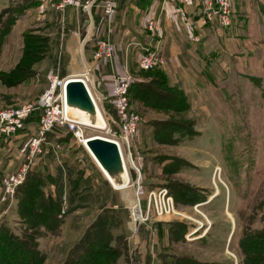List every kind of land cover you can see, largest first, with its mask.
<instances>
[{
	"label": "rangeland",
	"instance_id": "1",
	"mask_svg": "<svg viewBox=\"0 0 264 264\" xmlns=\"http://www.w3.org/2000/svg\"><path fill=\"white\" fill-rule=\"evenodd\" d=\"M9 4L16 6L17 2ZM91 34L90 32L87 39L91 38ZM46 35L48 33L45 28L39 29L36 44L46 45ZM22 45L21 33L17 32L11 39L7 37L0 55V77L1 74L12 72L21 56ZM262 61V57L256 58L254 66L249 62L240 63L233 74L219 81L216 89L213 87L208 102L197 97L190 99L185 91L170 80L171 86L184 92L188 98L189 111L183 114L158 111L145 104L140 97L130 100L132 110L140 119L138 132L129 140L131 162L134 168L137 167V171L131 169L132 183L127 193L110 189V183V188L104 183L94 189L103 190L109 201L117 203L114 209L118 212L119 223L111 244L114 248H119V238L126 244V249L123 251L122 247L120 250L117 264L243 263L241 243L246 233L250 230L264 231ZM39 64L33 67L35 73L44 71ZM165 68L166 66L156 70L165 71ZM72 69L74 70V66H70L68 71L71 72ZM151 70L155 69L137 68L131 76L130 87L133 82L147 83ZM34 79L36 77L15 86L4 85L0 81V110L36 103L43 94V89L39 86L40 82H33ZM51 80L44 91L49 88ZM94 86L95 90L92 87L91 91L107 124L110 123L113 127V133H118V127L112 123V118L116 121V117L111 95H106L97 81ZM170 120H186L187 129L174 133L167 127ZM32 121H39L40 128L41 116ZM62 129L66 132V137L71 134L73 140H77L68 129ZM84 131L85 136L95 134L89 128ZM38 132L39 129L33 139ZM32 140L25 146L24 160ZM42 154L37 157L36 162ZM48 162L55 171L56 161L51 159ZM97 166L94 168L97 173L94 176L101 182L98 172L101 173L102 170ZM101 175L107 181L103 173ZM185 190L192 193L185 195ZM163 191L173 198L174 212L171 215H159L154 205H148L152 194L163 200ZM193 196L198 198L193 204L186 205L184 201L183 204L180 203L182 200L187 202ZM63 197L68 199L67 193ZM135 198L143 212L138 232L134 226L137 221L133 212L136 207ZM14 202L8 203V206ZM68 202L66 215L60 217L61 213L59 214L61 224L53 230L41 229L38 236L30 241L35 251L45 257L42 264H61L102 207L98 202L94 207L76 208L71 207L69 199ZM110 205L111 203L108 204ZM20 222L18 216L17 224L9 226L18 234L26 230L25 225ZM31 233L33 231L29 230L28 234ZM174 258L176 262L172 263ZM28 259L25 257L23 260L26 262ZM0 264H6L1 257Z\"/></svg>",
	"mask_w": 264,
	"mask_h": 264
},
{
	"label": "crops",
	"instance_id": "2",
	"mask_svg": "<svg viewBox=\"0 0 264 264\" xmlns=\"http://www.w3.org/2000/svg\"><path fill=\"white\" fill-rule=\"evenodd\" d=\"M9 2L37 5L25 10L18 18L8 39L21 33L22 50L23 35L28 31L45 28L51 39L52 52L39 64L44 71H38L33 81L41 83L42 93L52 77L83 74L90 67L92 85L97 81L109 96L116 78L132 76L140 68L139 59L144 49H157L166 60L165 71L172 84L185 91L190 99L197 97L208 102L213 87L216 89L219 81L233 74L240 63L249 62L254 66L255 59L262 57L264 64V0H235V20L229 29L215 23L202 26L203 6L196 0H119L111 23L105 21L103 0H75L65 11L56 9L53 0H0V12L11 7ZM184 13L195 26L196 42L190 39ZM151 22L160 29L157 37L149 31ZM90 32L92 36L87 39ZM102 40H109L115 47L114 58L110 61L95 57ZM69 65L74 66L71 72ZM35 123L25 121L16 134L0 135V224L13 226L18 222L17 202L10 207L1 202L2 178L20 168L25 146L39 129V121ZM63 130L55 128L48 134L44 153L33 170L56 176L62 162L71 161L78 171L74 178H77L80 191L89 181L93 189L103 185L105 179L101 173L97 170L102 179L99 182L94 176V164L78 152L79 144L73 138L68 143L63 142L66 140ZM51 159L56 161V172L48 162ZM64 179L69 184L66 175ZM86 205L94 207L96 204L89 202Z\"/></svg>",
	"mask_w": 264,
	"mask_h": 264
},
{
	"label": "trees",
	"instance_id": "3",
	"mask_svg": "<svg viewBox=\"0 0 264 264\" xmlns=\"http://www.w3.org/2000/svg\"><path fill=\"white\" fill-rule=\"evenodd\" d=\"M35 5L37 4L33 2L17 3L16 6L8 7L0 12V55L18 18L24 14L25 10ZM37 31H28L23 35L24 47L18 63L12 72L1 74L0 81L4 85H20L35 78L36 73L33 67L41 63L52 52L51 39L48 35L45 36L46 45L36 44ZM148 77L147 83L133 82L131 84L130 100L140 97L145 104L158 111L178 114L189 111L187 96L178 88L171 86L169 76L165 71L151 70ZM158 86L160 88H157ZM40 116L39 112H35L27 121L36 120ZM167 124V127L174 133L184 132L187 129L186 120H170ZM71 138L69 134L63 142L68 143ZM78 152H82L85 158L96 167L82 146ZM62 165L56 176L31 170L24 184L17 189L15 195L17 213L20 223L25 225L26 230L18 234L8 224H0V257L6 264H42L45 257L35 251L30 241L38 236L37 233L41 229L53 230L61 224L59 214L65 193H67L71 207H87L86 204L89 202L95 204L100 202L102 207L81 238L67 252L61 264H117L121 248L123 247V251L126 249L122 238L117 240L119 248H114L111 244L114 230L119 223L118 212L114 209L117 203L110 201L111 205L108 206L105 192L99 188V191L91 188L90 181L80 191L79 184L76 183L77 178H74V174L78 172L74 167L75 163L63 161ZM65 175L69 181L68 185L64 183ZM104 183L109 188L111 187L108 181L105 180ZM67 188L68 191H65ZM190 192L192 193L190 190H185L184 194L189 195ZM194 197L187 199V202L182 200L180 203L183 204L184 201L186 205L193 204L198 200ZM29 230L33 231V234H28ZM241 248L244 254L242 264H264V231H248L241 243ZM25 257L29 258L26 262L23 260ZM175 262L176 260L172 261V263Z\"/></svg>",
	"mask_w": 264,
	"mask_h": 264
},
{
	"label": "built area",
	"instance_id": "4",
	"mask_svg": "<svg viewBox=\"0 0 264 264\" xmlns=\"http://www.w3.org/2000/svg\"><path fill=\"white\" fill-rule=\"evenodd\" d=\"M74 1L75 0H53V2L56 4V9L62 11H65L66 9L73 6L75 3ZM118 1L119 0H103L102 10L107 23L112 22ZM196 2L203 6V14L200 20L202 26H207L211 23H215L221 28H229L232 26L234 20L235 0H196ZM183 19L186 21V28L190 33L191 41L196 42L197 37L194 35V24L187 20V15L185 13L183 14ZM148 28L154 37L159 36L160 29L156 23L151 22ZM114 55L115 47L109 40H102L99 42L95 54V57L98 60L110 61L114 58ZM165 66L166 60L164 56H162L157 51V49H144V52L139 59V67L141 69H160L164 68ZM88 70V72L91 73L90 67ZM83 78L87 86L89 85L90 88L93 87L95 90L94 84L92 85L91 81L86 76H83ZM67 79L68 76L65 78H60L59 76L53 77L49 88L43 92V94L34 104H25L16 108L0 110V135L4 136L16 134L23 126L24 122L27 121L32 116V114L35 112L41 113L39 132L37 137L32 140L27 150L24 163L22 166H20L15 174L7 175L2 178V203L11 204L15 201L17 189L24 184L28 173L36 162L37 157L43 153V146L47 143L48 134L51 133L54 128L59 127L68 129L77 139V143L85 149L82 139L85 136L84 129L86 127H83V125L80 123H76L67 118L65 98ZM130 83V75L118 77L115 80L114 88L110 96L112 104L114 105L116 117V121L112 118V123H114V125L117 126L119 130L118 133H113V127L110 125V123H108L109 128L105 134L117 145L119 144L120 147H118L121 154L124 153L128 161L129 158L131 160L132 158L131 147L129 151L127 141H129L131 137L138 132L140 124V119L138 115L132 110V105L129 98ZM86 152L95 163L89 152L87 150ZM128 154H130V157ZM95 165L97 166L96 163ZM131 169H133V167ZM162 193L163 200L157 198L155 194L150 195L148 205H154V208L159 215H171L174 212L173 198L168 197L166 191H163ZM68 207V199L63 197L60 217L66 215ZM139 211L141 213L140 216L137 214L138 210L135 208L134 216L137 220L136 222L141 223V219L143 217L142 207ZM135 224L136 223H134V226ZM135 231L138 232V229Z\"/></svg>",
	"mask_w": 264,
	"mask_h": 264
},
{
	"label": "water",
	"instance_id": "5",
	"mask_svg": "<svg viewBox=\"0 0 264 264\" xmlns=\"http://www.w3.org/2000/svg\"><path fill=\"white\" fill-rule=\"evenodd\" d=\"M65 98L66 114L69 120L82 124L83 120L90 123H98L101 120V113L83 77L68 76ZM85 147H88L91 152L87 150L89 154L95 157L109 178L120 183L124 171V163L118 145L109 138L96 135L87 139ZM108 182L111 184L110 181ZM111 186L113 189L120 191L112 184ZM139 226L140 223L136 222V229Z\"/></svg>",
	"mask_w": 264,
	"mask_h": 264
},
{
	"label": "bare ground",
	"instance_id": "6",
	"mask_svg": "<svg viewBox=\"0 0 264 264\" xmlns=\"http://www.w3.org/2000/svg\"><path fill=\"white\" fill-rule=\"evenodd\" d=\"M89 71V70H88ZM86 72V73H83L82 74V72L80 73V74H77V75H75V77H83V76H86V77H89L90 79H91V73H89V72ZM88 87H89V89H90V91H91V88H90V86L88 85ZM91 93H92V91H91ZM92 95H93V97H94V100H95V102H96V105L98 106V109H99V111H100V113H101V120L98 122V123H90V122H88V121H86V120H83V124L82 123H80L81 125H83V127H86V128H89V129H91V130H93L94 132H95V134L93 133V135H91V136H84V138H83V140H82V142H83V144H84V147H85V143L87 142V139L88 138H90V137H93V136H96V135H99V136H102V137H104V138H109V137H107L105 134L107 133V131H108V124H107V121H106V119H105V117H104V115H103V113H102V111H101V109H100V106L98 105V102H97V100H96V98H95V96H94V94L92 93ZM85 132V131H84ZM127 143H128V147H129V151H130V143H129V141H127ZM118 146H119V144H118ZM120 147V146H119ZM89 152H90V150L88 149V147H85ZM91 153V152H90ZM128 156L130 157V154H128ZM92 158H94V161H96L95 163H97V165L100 167L99 169L100 170H102L103 172V175L105 176V178L108 180V181H110L111 182V184L116 188V189H118V190H122V191H125L126 193H127V191L129 190V188H130V185H131V183H132V176H131V171H130V169L133 167V169H136V168H134V165H132V160L129 158V164H128V160H127V158H126V156L124 155V153H122V158H123V163H124V171H123V173H122V177H121V181H120V183H118L117 181H115V180H113V179H111V178H109V176L104 172V170L102 169V167L99 165V163L97 162V160L95 159V157H92ZM134 163V162H133ZM131 167V168H130ZM136 171H137V169H136ZM132 190V189H131ZM124 193V192H123ZM135 200H136V209L138 210V215L140 216V204H139V202H138V200L135 198ZM135 210V209H134ZM134 212V211H133Z\"/></svg>",
	"mask_w": 264,
	"mask_h": 264
}]
</instances>
